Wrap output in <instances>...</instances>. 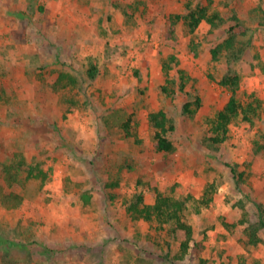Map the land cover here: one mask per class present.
Wrapping results in <instances>:
<instances>
[{
	"label": "rangeland",
	"instance_id": "1",
	"mask_svg": "<svg viewBox=\"0 0 264 264\" xmlns=\"http://www.w3.org/2000/svg\"><path fill=\"white\" fill-rule=\"evenodd\" d=\"M198 3L209 4L0 0V264H264V0L209 4L226 17L236 12L234 31L247 45L230 64L242 75L238 97L260 100L216 149L203 138L229 98L217 82L229 64L210 49L235 22L212 28L203 20L191 32L180 20L172 31L170 15ZM171 54L175 93L167 94L163 59ZM196 96L200 105L185 113ZM161 108L175 125L173 152L154 146L149 113ZM29 165L44 174L26 178ZM158 192L185 201L194 231L183 256L172 222L127 210L138 194L143 206Z\"/></svg>",
	"mask_w": 264,
	"mask_h": 264
},
{
	"label": "trees",
	"instance_id": "2",
	"mask_svg": "<svg viewBox=\"0 0 264 264\" xmlns=\"http://www.w3.org/2000/svg\"><path fill=\"white\" fill-rule=\"evenodd\" d=\"M208 3L211 4L212 0H208ZM209 4L203 5L202 3L196 4L194 8L188 7V12L186 13H175L170 15L171 21V30H174V25L176 22L183 20V22L188 26L191 32H194L201 21L205 20L208 22L212 28L219 27L223 25L228 19L233 20L235 23L231 24L228 28V36L222 41L217 43L214 47L210 49L211 59L218 61L221 60V57L225 58V62L229 64L227 70L222 74L221 78L218 79V83L221 86H224L230 92L229 98L225 105L217 112L216 116L211 122V132L212 134L203 138V144L208 148L216 149L218 145L223 143L229 134L230 124L233 120L243 114L245 119H251L249 114H253L255 109L260 106V100L257 99V104L254 105L253 102H247L246 104L241 103L238 97V90L240 87L242 75L231 67V63L239 60L247 49V45L242 43L238 39L234 28L239 24V18L236 15V12H232L230 16L226 17L222 15L218 10H210ZM190 50L197 54V45L195 40L192 38L189 42ZM175 55L171 54L168 58L163 59V68L166 73L165 82L161 85V89L170 94L171 92L175 93L174 88H171V83L173 82L171 78H168V73L172 65L170 61H175ZM91 76H95L96 67H91L89 70ZM180 73V89L183 90L185 86V73L183 69H178ZM212 76V75H210ZM195 103L196 106H199L201 103V97L196 96L195 101H185L183 103V111L185 113L191 114L193 112L192 104ZM131 117H128L123 123V127L127 134H131L129 130ZM149 121L155 129L154 133V146L155 149L159 152H173L175 150L174 141L169 137V132L175 129L174 122L170 117H168L167 112L164 109H158L151 111L149 113ZM25 164L22 160L19 163L18 168ZM230 165V164H229ZM231 166V165H230ZM231 169L236 173L234 166H231ZM4 170L7 174V178L15 180L17 178V171L15 170L12 173V166L9 168L4 167ZM18 170V169H17ZM35 171V172H34ZM11 173V174H10ZM37 174H44L41 169H36L32 165L28 166L26 178ZM212 184L210 183L209 186ZM11 196V194L9 195ZM142 202V196L137 195L135 201L127 206V210L137 218H153L160 224L172 222L171 232L175 237L181 238L180 240V255L183 256L190 247V241L193 239V226L186 222L183 218V209L185 207V201L183 199L172 197L169 194L158 192L153 204H144L143 206L139 205ZM257 207L260 214V224L264 225V202L257 203ZM246 220L245 217H242L241 222ZM258 227H253L250 230V240L253 243L259 241L257 236Z\"/></svg>",
	"mask_w": 264,
	"mask_h": 264
}]
</instances>
